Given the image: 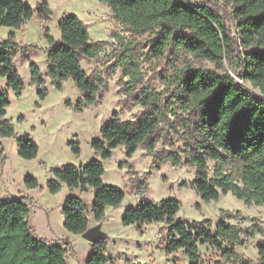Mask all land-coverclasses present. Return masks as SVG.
<instances>
[{"label": "trees", "instance_id": "1", "mask_svg": "<svg viewBox=\"0 0 264 264\" xmlns=\"http://www.w3.org/2000/svg\"><path fill=\"white\" fill-rule=\"evenodd\" d=\"M107 3L117 20L131 34H148L146 41L155 57L164 58L176 53L179 63L166 76L168 95L152 88H143L135 99L144 107L135 119H122L118 111L101 127V136L92 140V147L102 159L110 158L115 148L123 146L127 157H132L141 145L151 151L157 143L156 134L166 125L173 127L170 113L179 116L182 123V153L169 152L168 159L174 165L185 162L196 168L192 186L206 202L218 200L231 192L247 204H264V0H224L232 7L236 33L225 21L223 14L204 0H100ZM52 9L48 0H41L34 8L24 0H0V26L19 28L34 16L44 22L50 19ZM61 39L57 40L48 27V73L58 88L72 78L84 97L76 103L78 109L99 100L98 93L105 82L101 75H88L82 65L85 58H94L102 50L104 40H92L89 25L77 14H64L59 21ZM118 35V34H117ZM119 65L134 83L140 79V65L133 47V40H125ZM131 44V45H130ZM15 32L0 40V76L6 85L21 95L24 80L15 57L22 50ZM130 46V47H129ZM23 58L32 59L25 52ZM228 60L237 68V75L225 68ZM211 62L210 67L202 62ZM32 81L39 85L45 79L40 66L31 61ZM250 81L260 89L255 93L244 82ZM41 98L48 90L39 89ZM11 103L9 93L0 90V164L3 160L2 138L15 135V126L4 118ZM72 104L71 101L67 102ZM173 107L174 110L173 111ZM176 110L180 111L177 114ZM19 154L27 159L35 158L38 143L28 137L17 138ZM72 150L79 154V141L70 142ZM186 160H184V157ZM210 161H214L212 175ZM49 179L52 193L61 190L63 183L82 191L95 190L92 213L101 220L108 205H119L126 193L103 181L105 166L100 159L76 166L67 164L53 169ZM28 187L34 188L38 180L28 175ZM142 183V182H140ZM185 184V183H183ZM30 199L20 195L12 199H0V264H68V243L42 238L33 233L28 221ZM181 202L175 197L157 203L143 201L125 210L123 223H151L165 221L167 228L165 249L168 253L183 248L189 264H201L200 243L208 242L222 249L228 257L240 258L241 264H264V241L258 244L257 261L241 258L234 244L241 241V229L229 221L237 216L222 210L221 219L212 230L207 224L176 219ZM64 226L67 230L83 234L89 228V209L85 201L75 195L64 201ZM239 213V212H238ZM224 242L231 244L223 246ZM93 249L84 264H103L113 261L106 252L108 242L101 238L92 244Z\"/></svg>", "mask_w": 264, "mask_h": 264}, {"label": "rangeland", "instance_id": "2", "mask_svg": "<svg viewBox=\"0 0 264 264\" xmlns=\"http://www.w3.org/2000/svg\"><path fill=\"white\" fill-rule=\"evenodd\" d=\"M36 8L41 0H24ZM223 14L226 23L236 33V24L232 18V7L224 0H204ZM52 14L49 20L40 21L37 16L24 22L19 28L0 26V40L15 32L17 41L22 45L15 57L18 70L24 80L21 95L8 88L6 78L0 76V90L9 93L11 103L4 118L15 126V135L2 138L3 160L0 164V199H12L25 195L30 199L28 221L34 234L49 240H58L67 245L68 264H84L93 249L92 242L83 234L67 230L63 224V206L70 195L82 198L89 209V228L99 227L105 233L107 250L113 256L110 264H189V258L183 248L168 253L165 249L167 228L165 221L151 223L124 224L123 216L129 207H136L143 201L159 202L175 197L181 202L176 219H183L194 224H207L210 220L212 230L221 219L222 210L237 213L229 219L241 229V241L234 244V249L241 258L257 261L258 244L264 241V204H247L231 192L222 194L218 200L206 202L192 186L196 168L183 162L174 165L168 159L169 152L182 153L184 141L180 138L182 123L179 116L170 113L173 127L166 125L156 134L157 143L151 151L141 145L132 157H127L123 146L114 149L110 158L102 159L92 147V140L101 136V127L108 122L114 111L122 119H135L144 110L136 95L143 88H152L168 95L166 76L179 63L176 53L164 58L155 57L150 51L146 38L148 34H131L117 20L112 8L100 0H48ZM77 14L89 25L92 40H104L103 50L94 58H85L82 65L88 75H101L105 84L98 93L99 100L78 109L76 103L84 97L72 78L66 79L58 88L48 73V41L45 28L57 39H61L59 21L64 14ZM118 34V35H117ZM133 40L131 50L137 54L140 65V79L134 83L121 65L119 56L123 53L124 43L120 40ZM131 45V44H130ZM32 59L23 58L24 50ZM130 47V46H129ZM31 61L41 69L45 82L42 85L32 81ZM203 64L214 67L211 62ZM225 68L237 75V68L228 60ZM255 93L260 89L250 81L244 82ZM46 88L48 93L41 98L39 89ZM71 101L72 104L67 102ZM173 111L174 107H173ZM177 114L180 111L176 110ZM28 136L39 145L35 158L22 157L18 151L17 138ZM79 141L81 152L72 150L70 142ZM184 160H186V157ZM93 159H100L105 166L103 181L106 184L122 188L126 195L117 205H108L105 215L97 220L92 213L95 190L90 187L82 191L63 183L60 191L52 193L48 188L49 179L54 177L53 169L67 164L84 165ZM214 161H210L212 175ZM31 175L37 178L38 185L28 187L25 178ZM142 182V183H140ZM185 183V184H183ZM239 212V213H238ZM223 246L231 244L224 242ZM201 264H241V259L222 254V249L208 242L200 243ZM107 264V263H103Z\"/></svg>", "mask_w": 264, "mask_h": 264}, {"label": "water", "instance_id": "3", "mask_svg": "<svg viewBox=\"0 0 264 264\" xmlns=\"http://www.w3.org/2000/svg\"><path fill=\"white\" fill-rule=\"evenodd\" d=\"M83 235L92 243L106 237L104 231H102L99 227H90L85 233H83Z\"/></svg>", "mask_w": 264, "mask_h": 264}, {"label": "built area", "instance_id": "4", "mask_svg": "<svg viewBox=\"0 0 264 264\" xmlns=\"http://www.w3.org/2000/svg\"><path fill=\"white\" fill-rule=\"evenodd\" d=\"M106 263H107V264H110V263H111V261H107Z\"/></svg>", "mask_w": 264, "mask_h": 264}, {"label": "crops", "instance_id": "5", "mask_svg": "<svg viewBox=\"0 0 264 264\" xmlns=\"http://www.w3.org/2000/svg\"><path fill=\"white\" fill-rule=\"evenodd\" d=\"M89 188H90V187H89ZM89 188H88V189H89ZM53 240H54V239H53ZM55 240H56V239H55ZM106 252H108V250H106Z\"/></svg>", "mask_w": 264, "mask_h": 264}]
</instances>
